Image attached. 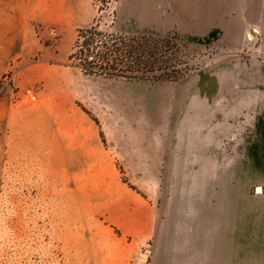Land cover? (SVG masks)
<instances>
[{
    "label": "crops",
    "instance_id": "1",
    "mask_svg": "<svg viewBox=\"0 0 264 264\" xmlns=\"http://www.w3.org/2000/svg\"><path fill=\"white\" fill-rule=\"evenodd\" d=\"M174 3L190 21L186 35L193 40L216 39L226 56L163 86L174 94L169 107L162 106L166 103L161 102L160 91L146 109L140 100L131 108L122 102L121 112L127 118L118 124L119 135L110 138L107 124L103 128L97 120V125L78 99L80 78L74 74L78 70L64 65V55L51 51L50 43L35 31L87 24L90 0H0V76L15 68L11 81L17 95L14 102L8 96L0 98V122L25 124L36 138L40 134V139L56 140L74 156H86L74 173L102 171L103 195L95 202L105 206L114 244L111 255L96 257L110 258L103 264H136L150 241L149 264H240L209 255L210 248L239 247L241 202L235 197V179L224 182L223 188L230 192L216 198L198 195L202 183L185 180L175 187L183 188L184 196L170 198L168 214L162 218L161 210L166 213L167 209L155 206L162 204L157 201L161 182L154 180L146 187L137 174L230 173L234 166L240 168L239 157L244 156L252 181L264 184V0ZM38 84L40 89L33 93ZM130 111L136 117L129 120ZM145 115L152 121L145 122ZM162 118L167 122L162 123ZM168 126L171 134L164 136ZM103 129L105 147L101 150ZM242 130L251 132L252 140L241 152L235 148L227 154L223 141ZM238 142L236 138L235 147ZM120 172L127 183L120 179ZM157 213L168 222L157 225ZM199 251L201 259H196Z\"/></svg>",
    "mask_w": 264,
    "mask_h": 264
},
{
    "label": "rangeland",
    "instance_id": "2",
    "mask_svg": "<svg viewBox=\"0 0 264 264\" xmlns=\"http://www.w3.org/2000/svg\"><path fill=\"white\" fill-rule=\"evenodd\" d=\"M141 4H145L143 10ZM90 6L91 16L87 24L81 23L65 30L35 29L38 38L50 43L48 47L51 51L64 55V65L70 64L67 59L73 50L77 31L92 26L94 22L102 31L111 34L156 38L178 36L185 43L178 60L186 63L188 75L215 65L226 56L216 39L193 40L186 35V31L191 29L190 21L184 19L185 13L178 11L174 0H90ZM58 40L61 42L58 43ZM14 69L0 76V98L8 96L13 102L17 99L11 81ZM74 74L80 78L78 99L81 105L91 111L89 115L97 125V120H100L103 128L107 124L110 138L119 135L118 124L126 117L121 112L122 102L131 108L134 107L133 102L140 100L145 103L144 107H149L156 91H160L161 102L166 103L162 106L169 107V103L174 101V94L163 89V86L168 87L172 83L89 78L79 71ZM7 77H10L9 81ZM39 87V84L34 86L32 92H37ZM28 98H32L31 92H28ZM133 116L136 117L130 111L129 120ZM6 121L0 122V264L109 262V257L96 259L97 256L111 255L109 252L114 248L110 242L112 228L104 217L105 206L95 202L103 195L100 185L102 171L74 173L78 162H86V156H74L56 140L40 139V134L36 138L31 131H26L28 126L25 124L16 125ZM144 121L151 122L152 117L145 115ZM161 122L167 120L162 118ZM103 132L104 129L101 132L104 138ZM163 134H171L169 126ZM252 137L251 132L242 130L239 135L226 138L223 149L227 154H231L235 148L240 151ZM236 138L239 142L235 147ZM102 143V146L99 144L101 150L105 147V140ZM239 160L240 168L234 166V171L230 173L161 172L137 175L142 176V183L146 187L151 186L154 180L161 182L157 201L162 204L155 206L159 210L167 209L166 213L161 210L162 218L163 214H168L170 198L184 196L185 190L175 187L181 186L185 180L202 183L203 189L198 190V195L216 198L227 195L230 191L223 188V183L235 179V197L241 202L239 247L210 248V258L215 255L216 259H234L240 264H264V210L259 212L261 207L264 209V204H261L264 202V184L252 181L246 157L241 156ZM120 179L127 183L123 172H120ZM260 188V192H257ZM255 210L257 215H252ZM159 213L157 225L167 223V218L162 220ZM254 223L257 225L254 226ZM114 233L119 236L117 230ZM98 248H103L107 253L96 252ZM211 250L217 253L211 254ZM151 251L152 241L136 258V264H149ZM196 255V259H201V251Z\"/></svg>",
    "mask_w": 264,
    "mask_h": 264
},
{
    "label": "trees",
    "instance_id": "3",
    "mask_svg": "<svg viewBox=\"0 0 264 264\" xmlns=\"http://www.w3.org/2000/svg\"><path fill=\"white\" fill-rule=\"evenodd\" d=\"M184 47L185 43L176 35L156 38L111 34L102 31L94 22L92 26L77 31L68 61L69 66L84 77L136 83H177L188 75L186 63L178 60ZM100 138L103 142L102 133Z\"/></svg>",
    "mask_w": 264,
    "mask_h": 264
},
{
    "label": "built area",
    "instance_id": "4",
    "mask_svg": "<svg viewBox=\"0 0 264 264\" xmlns=\"http://www.w3.org/2000/svg\"><path fill=\"white\" fill-rule=\"evenodd\" d=\"M6 80H8V81H9V80H10V77H7V78H6Z\"/></svg>",
    "mask_w": 264,
    "mask_h": 264
}]
</instances>
